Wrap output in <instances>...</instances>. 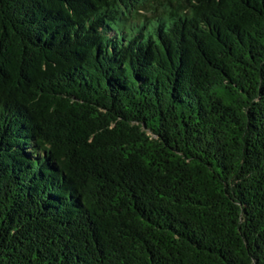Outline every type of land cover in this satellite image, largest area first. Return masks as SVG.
I'll list each match as a JSON object with an SVG mask.
<instances>
[{
    "label": "trees",
    "instance_id": "16d2710c",
    "mask_svg": "<svg viewBox=\"0 0 264 264\" xmlns=\"http://www.w3.org/2000/svg\"><path fill=\"white\" fill-rule=\"evenodd\" d=\"M0 264H264V0H0Z\"/></svg>",
    "mask_w": 264,
    "mask_h": 264
}]
</instances>
